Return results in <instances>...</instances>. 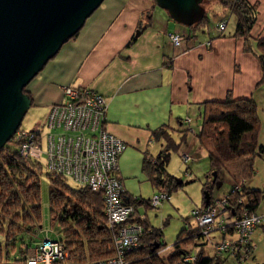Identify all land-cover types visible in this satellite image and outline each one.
Segmentation results:
<instances>
[{
	"label": "crops",
	"instance_id": "crops-1",
	"mask_svg": "<svg viewBox=\"0 0 264 264\" xmlns=\"http://www.w3.org/2000/svg\"><path fill=\"white\" fill-rule=\"evenodd\" d=\"M247 1L256 5V20L248 38L235 35L234 14L219 2H210L205 4L206 23L176 48L167 33L177 30L188 34L190 30L177 25L154 0H104L76 37L66 42L26 86L31 106H44L46 118L49 107L63 100L65 86L87 88L104 96V127L127 144L119 157L118 175L127 195L141 198L133 180L158 175L153 161L162 151L164 164L169 161L165 139L153 135L156 129H164L175 141L182 135L186 139L189 132L184 130L194 123L197 128L201 125L203 103L227 97L253 98L259 117L260 111L264 112V66L260 60L264 50L259 46L264 39V0ZM223 20L226 28L218 33L216 24ZM186 117L194 123L186 124ZM261 124L258 140L263 153L255 160L254 177L245 185L264 191ZM183 152L192 162L198 159L188 147ZM261 203L257 212L264 216V201ZM193 222L194 226L187 220L186 229H195ZM221 237L195 235L187 248H197L203 256L214 258L213 244ZM160 242L159 254H171L172 245ZM252 244L247 264H264V218L252 234ZM229 258L223 255L219 264Z\"/></svg>",
	"mask_w": 264,
	"mask_h": 264
},
{
	"label": "trees",
	"instance_id": "trees-1",
	"mask_svg": "<svg viewBox=\"0 0 264 264\" xmlns=\"http://www.w3.org/2000/svg\"><path fill=\"white\" fill-rule=\"evenodd\" d=\"M210 2H219L234 14L237 20L235 35L248 38L256 20L255 4H250L247 0H203L202 5L205 8V4ZM207 20L205 9L199 22L186 26L190 30L186 38L195 35V31ZM259 46L264 50V39L259 41ZM260 60L264 66V54L260 56ZM24 91L30 95L26 87ZM203 106L201 129L197 131L196 138L206 150L209 159L207 181L203 185V192L208 191L210 196L208 203L212 200V190L215 187L211 174L216 172V180H219V173L224 170L233 184L241 185L239 191L228 195L232 213L244 210L257 212L264 191L245 185L254 177L255 160L263 153V147L258 140L260 117L256 102L253 98L227 97L224 101H207ZM18 130H22L20 126ZM184 131L188 133L187 129ZM153 135L165 139L167 150L177 149L179 146L162 128L156 129ZM181 139L185 140V136L182 135ZM155 162L153 165L158 175L164 174L163 151ZM40 172V162L21 156L13 138L0 148V264H17L15 257L19 256L20 260L26 249L39 238L37 230L42 225ZM49 175V226L64 241L71 253V260L79 263L113 255V233L106 226L102 192L76 184L54 172ZM69 180L76 185H70ZM178 185H183L182 181L174 179L171 189L175 190ZM123 200L134 207L135 215L138 214L140 205L145 208L152 207L149 199L132 197L127 192ZM202 203L206 205L204 196ZM142 223L144 231L140 239L141 246L127 254L130 264L172 262L193 248L187 247L195 235L202 236L197 228L182 229L172 245L171 254L164 256L159 254L162 230L152 227L146 216ZM219 263L218 259L199 253L195 264Z\"/></svg>",
	"mask_w": 264,
	"mask_h": 264
},
{
	"label": "built area",
	"instance_id": "built-area-1",
	"mask_svg": "<svg viewBox=\"0 0 264 264\" xmlns=\"http://www.w3.org/2000/svg\"><path fill=\"white\" fill-rule=\"evenodd\" d=\"M225 28V20L218 22L215 27L218 33H222ZM167 37L174 47L180 48L186 34L174 30L168 32ZM63 95L61 102L52 104L48 109L44 142L40 134L33 130H17L12 138L24 158L39 161L44 157L49 172L102 192L106 226L113 233L114 253L76 263L71 260L70 251L55 230L49 225H41L37 230V242L26 249L20 260L19 256L15 257L17 264H130L127 254L141 246L144 216L135 215L134 207L123 200L126 189L118 170L119 157L127 144L104 127L107 107L104 96L87 88L69 86L63 87ZM191 121L190 117L184 119L188 125ZM200 129L199 125L197 131ZM187 130L191 133L196 131L192 127ZM182 157L185 163L192 160L187 152H182ZM185 174H188L186 170ZM163 175L159 173L157 180L159 191L149 198L152 207L170 198L173 180L164 179ZM240 189V184H233L229 193ZM229 193L193 209L191 218L203 237L222 235L213 244L215 259L226 255L234 258L237 264H247L252 253V234L264 216L246 210L233 214L228 202ZM199 253L197 248H192L182 253L177 260L166 264H195Z\"/></svg>",
	"mask_w": 264,
	"mask_h": 264
},
{
	"label": "water",
	"instance_id": "water-1",
	"mask_svg": "<svg viewBox=\"0 0 264 264\" xmlns=\"http://www.w3.org/2000/svg\"><path fill=\"white\" fill-rule=\"evenodd\" d=\"M103 1L0 0V148L18 130L32 104L24 88ZM155 2L174 21L186 26L199 22L205 13L203 0ZM211 175L215 188H219L222 182L216 180L217 173ZM203 196L207 204L208 191Z\"/></svg>",
	"mask_w": 264,
	"mask_h": 264
},
{
	"label": "rangeland",
	"instance_id": "rangeland-1",
	"mask_svg": "<svg viewBox=\"0 0 264 264\" xmlns=\"http://www.w3.org/2000/svg\"><path fill=\"white\" fill-rule=\"evenodd\" d=\"M175 23H177V25H180L181 27H186V25L182 23L176 21ZM260 114L262 117H260L261 130V122H263L264 126V112L260 111ZM192 123H194L193 118ZM192 125L193 129H197L196 123ZM20 129L25 131L33 130L38 132L44 142V138L47 133L45 127V107L31 106L22 119ZM194 133L197 132L195 131ZM176 144L179 145L177 149H171L167 152V154H169V161L165 165V172L163 177L164 179H180L183 185H178L176 190L172 189L170 198L168 199L170 201L166 200L164 201L165 203L163 202L162 205H159L158 207L145 208L144 205H140L138 207L139 214L141 216H146L149 224L152 227L162 230L163 233L160 240L167 243L168 245L174 244L181 230L186 228L187 220H190L191 225L194 226L193 219L191 218V211L200 206L203 202V185L207 181L206 175L209 171V159L207 156V152L203 147L200 146L196 135L189 132V135H187L185 140L178 138ZM186 147L196 152V154L198 155L197 160H195L194 162H192V160H189V162L187 163L183 161L182 152ZM39 162L41 164V172L39 173L40 204L42 215L41 224L44 226L49 225L48 201L51 179L49 175L50 172L45 166V158L41 157ZM189 166L190 169H186L188 174H185V168ZM155 176L150 179L145 175L144 178L141 177L133 180V188L137 189L136 192L141 195V198L147 199L148 197L153 196L154 193L159 191V187L158 185H156V181L159 179V175ZM260 176H262L261 172ZM219 181L222 182V185L219 188L214 187L212 190V199L214 200L221 199L222 197L227 195L230 192L232 186V180L224 170H221L219 173ZM69 183L72 186L76 185L71 180H69ZM263 201L264 194L261 197L260 204H262L261 202ZM34 245L35 243L32 244V246ZM235 263L236 260L230 257L224 264Z\"/></svg>",
	"mask_w": 264,
	"mask_h": 264
}]
</instances>
